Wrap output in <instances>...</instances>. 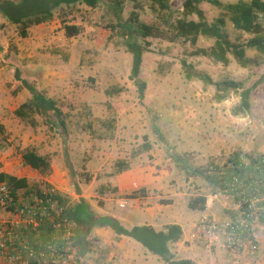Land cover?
Masks as SVG:
<instances>
[{"label":"rangeland","instance_id":"1","mask_svg":"<svg viewBox=\"0 0 264 264\" xmlns=\"http://www.w3.org/2000/svg\"><path fill=\"white\" fill-rule=\"evenodd\" d=\"M21 1L11 2L18 4ZM209 1L201 0L199 8L206 20L212 23L224 14V10ZM216 1L225 5L250 0ZM183 2L168 0L169 7L178 11L172 19L183 18ZM121 6L123 20L134 11L140 22L165 30L160 19L163 15L152 0H121ZM109 7V3L100 2L95 8L75 3L52 9V18L41 23L52 30L49 32L51 37L45 41L46 44L33 45L29 58L24 55L30 50L20 44V38H24L19 34L20 26L10 23L0 14V125L3 127L0 132V166L9 163L13 170H3L25 177L30 191H35L47 185L42 178L50 175L53 164L66 172L61 179L64 191L54 186L66 205L76 200L75 195L84 193L97 210L103 209L106 204L112 209L119 208L118 214L126 217L130 203L126 199L141 197L143 192L119 194L113 180L133 166H147L154 154H161L165 161L171 159V166L163 169L167 171L166 176L169 175V182L187 179L183 163L211 172L217 167L219 175V172L231 170L228 159L232 151L241 154L262 151L264 55L254 49H246L245 56L256 60L258 65L242 68L231 54L228 55L227 65L209 57L192 55L197 49H209L214 43L210 38L199 37L195 45H191L181 39L170 42L157 37H139L138 42L145 47L139 77L146 83L144 98L139 100L137 89L129 79L131 54L121 37L110 29L113 15ZM187 19L196 20V17L189 16ZM225 19L223 30L231 42L244 43L250 37L236 31L227 14ZM65 25L77 27L78 33L67 37ZM33 26L36 25H29L28 28ZM183 62L190 65L192 71L207 74L213 82L232 80L241 83L244 89L250 88L249 110L236 113L238 93L227 91L223 93L225 99H220L222 93L215 86L195 77L186 79ZM15 69L19 70L22 80L55 101L62 111L66 125L64 131L52 127L36 113L26 121L14 116V110L30 97L21 81L15 79ZM154 125L163 140L155 134ZM145 143L150 144L148 151L144 150ZM36 146L42 155L50 159V172L46 175L21 162V153ZM201 148H207L208 152ZM176 157H181L183 162H176ZM119 161L128 164V169L119 172L116 166ZM195 180L196 187L203 185L201 178L192 177V181ZM26 193L29 191L24 189L17 194L22 197ZM154 195L159 196L157 202L162 205L173 202V198L161 191ZM190 198L177 201L181 211L188 208ZM120 204L124 206L120 207ZM5 217L6 212L0 208V219ZM145 220L148 217L135 209L131 223L122 224L131 228L144 224ZM165 223L167 221L159 223V226L165 228ZM218 234L216 237L223 240ZM103 237V234L99 236L90 231L83 251L71 242L66 258L57 264H113ZM123 238L147 253L143 264H166L136 241ZM212 249L206 247L209 253ZM124 250L137 253L128 245ZM186 256L177 254L174 259L182 260L181 257ZM0 264H3L1 259ZM118 264L128 262L118 261Z\"/></svg>","mask_w":264,"mask_h":264},{"label":"trees","instance_id":"2","mask_svg":"<svg viewBox=\"0 0 264 264\" xmlns=\"http://www.w3.org/2000/svg\"><path fill=\"white\" fill-rule=\"evenodd\" d=\"M100 2L110 4L109 8L113 15V23L110 25V29L121 37L124 46L131 54L129 79L133 81L137 89L139 100H143L146 89V83L139 77L142 55L145 50V47L137 40L139 37L142 39L157 37L170 42L181 39L189 42L191 45H195L199 37L210 38L214 40V43L209 49H197L192 55L209 57L215 62L227 65L229 62L228 55L231 54L242 68L249 65H258L256 60L245 56L246 49H254L259 54L264 55V27L262 26V21L264 20V0L238 1L225 5L216 0H210L211 4L224 10V14L216 18L212 23L206 20L203 11L199 8L201 0H184L181 11L183 18L176 17L173 19L172 17L174 14H178V11L169 7L168 0H152L163 15L160 19H162L161 24L165 30L140 22L137 13L134 11L130 13V16L126 20H123L121 17V0H22L18 4L5 1L0 2V14L10 23L19 25V34L21 37H25L26 29L29 25H38L50 20L53 16L52 9L59 5L81 3L95 8ZM134 8L137 9L138 6L135 5ZM226 14L229 16L232 27L236 31L250 36L244 43L231 42L224 32ZM189 16H195L196 20L187 19ZM64 29L67 37L78 33V29L75 26L65 25ZM182 66L185 68L186 79L189 80L195 77L215 86L222 93V95H219L220 99H225L223 93L227 91L238 93L239 105L236 113H244L249 110L250 88L244 89L241 83L232 80L213 82L207 74L192 71L191 66L185 62L182 63ZM14 77L16 80L21 81V84L30 95V98L26 102L20 104L14 110V116L21 121H26L32 114L36 113L42 115L52 127L61 128L64 131L66 125L62 111L57 107L55 101L46 97L27 81L22 80L18 69L14 70ZM30 124L33 125L34 123L31 121ZM2 131L3 127L0 125V132ZM154 132L160 140H163V136L156 125H154ZM143 147L145 151H148L150 144L145 143ZM238 156L234 155L233 163H235ZM175 160L176 162H183L181 157H176ZM21 161L25 166L37 171L41 175H46L50 172V159L47 156L39 155L32 148L25 149L21 153ZM67 165L72 175V169L68 162ZM116 166L119 172L128 169V164L122 161L117 162ZM182 168L186 173L187 179L199 177L218 188L221 186L220 177L217 174L219 169L217 167L211 172L203 168H192L183 163ZM0 183H4L8 187L10 195L14 199L17 198L19 190L25 189L32 192L25 178H17L0 172ZM35 191H38V189ZM55 198L60 204L65 206L64 215L74 224L72 245L81 247L82 251L85 250L86 236L91 228H107L117 236H125L136 241L149 253L159 257L166 264H192L190 260H175L169 250V244L181 239L182 231L176 224L167 225L163 231H156L154 228L146 225L134 226L127 229L113 217L93 214L89 204L82 198L68 205L65 204V201L58 194H56ZM189 208L203 210L204 202L200 198L194 199L189 203Z\"/></svg>","mask_w":264,"mask_h":264},{"label":"crops","instance_id":"3","mask_svg":"<svg viewBox=\"0 0 264 264\" xmlns=\"http://www.w3.org/2000/svg\"><path fill=\"white\" fill-rule=\"evenodd\" d=\"M43 25L44 24H38L26 29L25 37L22 39L20 38V41L22 40L20 44L24 47L27 46V51L30 50L29 54L24 55L26 58L31 56L33 45H43L46 44L45 41H49L51 37L49 32H52V30H49L47 26L43 27ZM32 149L39 155H42L41 152L37 150V146L32 147ZM202 150H205L204 152L206 153L208 152L207 148ZM170 160L169 158L165 161L161 154H154L147 166H133L113 180V184L117 188V193L119 194H129L138 190L143 192V197L126 199L130 202L126 217H122L118 214L119 208L112 209L110 205L108 206L106 204L103 205V209L97 210L84 193L75 195L76 200L74 202L82 198L89 204L93 214L113 217L117 219L122 226V222L131 223L135 209L142 215L148 217V220H145L144 224L136 226L146 225L154 228L156 231H163L164 228L159 226L161 222L167 221V223H165L166 226L171 224L178 225L182 231L181 239L175 243L169 244V250L173 256L177 254L187 255L186 257H181V259L190 260L192 264H264V221L257 223L254 230V243L257 247L256 251L253 252L254 254L249 251L231 252L226 248L224 238L222 240L219 236L216 237V235H219L218 233L210 234L201 231L200 228H198V223L203 218L218 224L233 218L236 215L235 199L218 193L217 186L211 185L204 180H202L203 185L199 188L194 184L197 181H192V177L185 180L179 179L167 182L169 175L166 176L167 171L163 169L171 166L169 163ZM163 161L168 162V164L164 165ZM3 168L13 170V166L7 162H5L2 167L0 166V172L12 175V173H8L6 170L4 171ZM64 173L66 172L62 171L61 168L51 164L50 175L43 177L42 180L45 184L53 188L57 186V190L64 191V184L61 181ZM12 176L17 177L16 175ZM158 191L168 194L169 197L173 198V202L166 205L157 202L159 196H155L154 193ZM215 194L216 197H214ZM186 197H192V199L190 198V202L198 198L203 200V210L190 209L188 204V208H186L185 211H181L177 201ZM126 204L128 205V203ZM1 218H3V216H1ZM132 227L134 226H131V228ZM90 231L95 232V234L99 236L103 234V244L105 248H109V259L113 264H118V261H127L128 264H143V258L148 257V255H146L147 253L138 249L134 243L123 238V236H117L106 228L94 227L91 228L89 232ZM41 234L43 239H46L47 234L45 233V229L42 230ZM206 242H208V245H204ZM125 245L135 249L137 253L133 254L129 252V250H124ZM206 247H212V252L209 253L208 250L206 251ZM118 251L119 255L115 256ZM114 256L115 259H113Z\"/></svg>","mask_w":264,"mask_h":264},{"label":"built area","instance_id":"4","mask_svg":"<svg viewBox=\"0 0 264 264\" xmlns=\"http://www.w3.org/2000/svg\"><path fill=\"white\" fill-rule=\"evenodd\" d=\"M13 0H0V2ZM264 143V138H263ZM239 155L233 163L234 155ZM230 171L219 174L218 193L235 199L236 215L220 224L201 219L198 228L220 233L231 252H255L254 230L264 221V147L258 154L231 152ZM50 185L14 199L0 183V259L3 264H57L63 261L74 236V224ZM216 197V194L214 195ZM124 204H120L123 207ZM45 229L46 239L42 230Z\"/></svg>","mask_w":264,"mask_h":264}]
</instances>
